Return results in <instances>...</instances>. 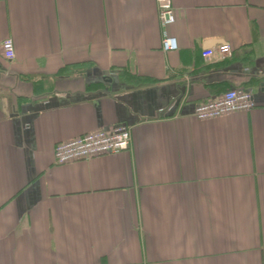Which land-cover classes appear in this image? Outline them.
Masks as SVG:
<instances>
[{
    "label": "crops",
    "instance_id": "obj_1",
    "mask_svg": "<svg viewBox=\"0 0 264 264\" xmlns=\"http://www.w3.org/2000/svg\"><path fill=\"white\" fill-rule=\"evenodd\" d=\"M172 1L164 52L156 0H0V264H264V0ZM232 88L255 107L194 116Z\"/></svg>",
    "mask_w": 264,
    "mask_h": 264
},
{
    "label": "built area",
    "instance_id": "obj_2",
    "mask_svg": "<svg viewBox=\"0 0 264 264\" xmlns=\"http://www.w3.org/2000/svg\"><path fill=\"white\" fill-rule=\"evenodd\" d=\"M158 18L162 27L161 48L164 52L179 48L177 37L168 28L176 21V13L172 0H156ZM230 44L226 43L216 49H208L205 57L218 55L221 59L231 53ZM0 56L7 60L15 57L12 39L0 42ZM256 103L250 91L243 88L226 90L220 97L199 103L194 109V116L200 120L217 118L233 112H247ZM131 127L119 125L113 130L97 129L69 140L61 141L54 148L55 160L58 164H66L75 160H88L104 154H120L131 146Z\"/></svg>",
    "mask_w": 264,
    "mask_h": 264
}]
</instances>
